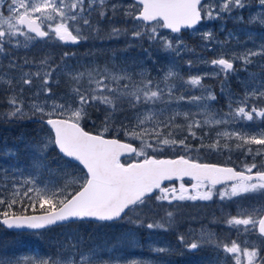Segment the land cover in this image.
<instances>
[{
  "label": "snow or ice",
  "instance_id": "6c2138e0",
  "mask_svg": "<svg viewBox=\"0 0 264 264\" xmlns=\"http://www.w3.org/2000/svg\"><path fill=\"white\" fill-rule=\"evenodd\" d=\"M6 5V6H5ZM121 7L118 3H108V0H71L65 5L63 0H43L40 5H33L28 0H0V56H4L9 61L10 67L18 66L14 57L5 52V45L9 48L13 44L19 45L17 37L25 36L28 33L35 35L31 39H47L55 37L60 42L66 44H81L91 38V34L97 31L96 22L103 21L112 24L109 38L119 37L127 34L130 41H140L141 38L148 44L163 51H180L178 45L182 43L180 36L182 29H191L202 21L232 19L241 23H252L256 16L249 14L244 16L246 9L255 8L258 13H264V0H132L125 7L135 9L134 12H124L123 15L130 17L129 20L121 23H132V28L122 29L115 26L113 17L117 14V9ZM40 13V16L35 15ZM95 14L96 21L92 17ZM58 18L55 27L51 25L42 26L36 23L41 16ZM260 21L264 22V15H260ZM79 21V23H77ZM139 22V23H134ZM264 27V24H261ZM26 29V30H25ZM159 29H167L171 33L177 34L170 37L163 34ZM223 31V26H221ZM206 41L205 47L212 50L214 41L213 33L205 31L202 33ZM228 36L234 38L229 32ZM145 56L155 64L152 54L148 48H143ZM258 54L264 55V43L259 49H246L242 57L245 65L251 63L250 57ZM74 55L70 51H65L63 57L67 59ZM203 59V58H202ZM27 63V61H25ZM213 68L212 73H202L193 76L188 84L191 86H201V77L216 75L215 69L219 68L225 74V81L221 84V91H224L228 75H236V67L233 62L223 57L214 58L208 61ZM189 67L192 66L189 61ZM98 71L99 70H95ZM36 75H39L37 71ZM51 76V70L47 73ZM79 75H84L80 72ZM161 73L157 70V76ZM171 75V72L168 73ZM106 71L103 79L90 80V84L95 87L89 89H76L75 95L70 97L73 104H79L80 108L66 115L68 111L66 100L63 104H53L47 109L44 107L32 106L31 116H36L38 123L47 128L49 140H39L42 153L40 159L36 161V167H45L50 153L44 151V147L51 146L64 160L72 161L75 167L79 168L78 186L75 181L69 180L62 183L53 191L40 192L32 183L31 179L23 180V192L20 199L8 200L0 192V205L5 209H0V216L3 217L2 224L8 229H40L51 225H64L77 222H120L126 221L134 227H144L152 231L167 230L170 223H160L157 220L145 221L140 216L133 217L132 213L137 209L146 206L149 202H157L163 205L164 202L172 204L174 201L202 200L220 201L230 200L235 196L248 192H261L264 194V162L257 163L255 159L245 164L243 171H237L232 167H221L216 164L204 163L189 158L181 154L173 158H161L154 153L163 152L165 147L169 149H181L186 152L192 149L185 143L184 139L172 138V123L161 120L158 125H154L151 130L142 128L138 122L136 128L126 129L125 135L130 139L140 140L143 147L139 150L131 143L121 142L117 138H105L100 133L91 134L81 127V119L86 115V105L92 104L93 107L107 105L116 107L117 101H121L123 93L113 87L111 82L106 83ZM120 79L130 81L131 76H121ZM166 80L167 77H164ZM25 84H31V78L23 80ZM47 84V81H42ZM120 88L128 89L127 83L120 85ZM22 91V89H21ZM51 98V88L42 89ZM174 90L167 85L161 86L156 78L147 76L143 82L142 95L136 94L131 98L123 100L132 107L136 105H155L157 102L172 99ZM175 96L180 101L188 104H198L204 100L203 95L190 94L181 96L175 92ZM111 97V98H110ZM207 99L215 101L217 97L209 93ZM7 104L10 110L7 114L0 117V122L7 125H17L26 118H30L22 107V101L18 94L12 92ZM235 104V108L233 107ZM202 106V105H201ZM106 113L110 108L105 109ZM228 114L232 121L238 123L241 128L252 126L260 121L264 124V84L256 88H249L245 85L244 95L233 99L228 98ZM228 117H222L217 123H224ZM197 126L193 121L189 128ZM178 127V125H177ZM161 128H168L169 131L161 133ZM192 138L197 137L195 132L190 133ZM155 137L152 143H147L145 136ZM224 135L236 137L248 144H255L261 147L253 150L246 148L248 155L261 156L264 158V130L256 129L255 134L245 136L239 130L228 131ZM35 143V142H34ZM26 147L29 145H25ZM200 147H205L203 142ZM210 150H217L216 144H209ZM227 148V145L223 146ZM237 147H241L237 144ZM146 149H151L152 155ZM128 154L130 158L122 162L121 157ZM15 153L5 150L4 157H12ZM143 157V159H136ZM55 163V161H54ZM6 167H0V172H7ZM65 171V177L71 176ZM187 176L195 183L186 187L183 183ZM180 181L179 185L165 184V181ZM217 185H223L217 188ZM20 184L15 187H20ZM36 192L35 198L31 195ZM15 195V193H13ZM26 198V199H24ZM20 204V214L16 215L11 211L13 207ZM47 205V207H45ZM37 212V215H24L27 212ZM14 220H9V216ZM172 216V212L167 213ZM223 225L227 228H236L238 231L244 230L257 232L264 237V209L258 213L257 208L239 209L237 215H226ZM243 226V229L240 228ZM194 229L189 227L186 234L177 236L182 249L193 251L204 246V242L199 239H192ZM132 243H135L133 241ZM80 242L76 241V251L63 254L64 245H60L61 251L55 249L45 256L40 254L29 255L26 258L6 259L0 257V264H83V261L93 256L98 264H107L108 261L115 260V264H140L137 260L122 261L114 258L110 254L98 253L95 251H82L79 247ZM170 251L163 246L156 248V251L163 253ZM222 250L233 254L235 264H242L241 254L248 257V264H264V254L260 250L248 251L241 248L235 240L223 244ZM110 253V250H105Z\"/></svg>",
  "mask_w": 264,
  "mask_h": 264
},
{
  "label": "rangeland",
  "instance_id": "374dc122",
  "mask_svg": "<svg viewBox=\"0 0 264 264\" xmlns=\"http://www.w3.org/2000/svg\"><path fill=\"white\" fill-rule=\"evenodd\" d=\"M28 2L33 5H40L43 0H28ZM63 2L65 11H67V5L71 0H63ZM131 2L132 0H108L109 4L118 3L121 5L117 9V14L113 17L116 27L129 30L132 28V23H121V21L130 19V17L123 15L124 12L135 11V9L125 7ZM212 2L215 4V0H212ZM246 10L244 16L254 15L256 20L253 22L260 25L264 24L259 19L260 15H264V13L252 12L250 9ZM252 10L256 9L252 8ZM35 15L40 16V13ZM92 19L94 22L96 21L95 14H93ZM39 20L43 21L45 26L51 25L52 27H55L59 22L54 15L52 17L41 16ZM221 26H223V31ZM95 27L97 31L91 34V38L83 42L81 49L70 51L74 55L69 56L67 59L63 57L66 49L55 37L49 38L47 41H41L31 39L33 35L28 33L27 37H17L20 40L19 45L13 44L9 48L6 44L5 52L14 57L18 66L10 67L8 59L0 56V107L3 108L1 116L3 117L10 110L7 100L12 92L17 93L18 98L22 101V107L27 116L30 117L26 118L27 121L38 123L36 116H31L30 110L33 105L47 109L53 104L60 105L67 100L68 111L66 115H69L72 111L80 108L79 104H73L70 99L75 95L74 90H91L95 87V84H90L89 81L103 79L105 71L108 77L105 82H111L114 88L123 93L121 100L129 99L136 94L142 95L144 79L151 76L156 78L162 87L167 85L173 89V98H165L151 106L138 104L135 107H126L129 108V111H125V107L121 105L117 112L103 122L101 135H125V130L136 128L138 122L142 128L151 130L161 120H167L173 125L171 131L174 139L179 140L185 137L194 139L190 133L195 132L197 137H201L198 140L200 143L203 142L206 148L209 144H216L217 152L225 150L224 145H227V149L230 148V143L235 141L232 145L238 148L237 144H240L241 147L238 149L241 154L243 153L246 157L250 156L251 159H255L253 155H248L245 149L250 147L255 150L259 145L248 144L234 136L229 138L224 133L239 130L245 136H251L255 134L256 129L264 130V124H261L260 121L250 127L241 128L238 123L232 121L228 114L229 97L233 99L242 97L246 84L249 88H256L264 84V58L257 66L252 60L254 56L250 57L251 63L246 65L242 58H234L242 57L246 49L256 50L260 48V45L264 43V27L262 29H247L238 26L236 21L229 19L204 21L198 28L178 34L182 41L178 45L180 49L178 53L172 50L163 51L153 48L143 38L140 41H130L127 34L109 38L112 28L110 23L96 22ZM159 31L170 37L177 35L168 32L166 29H159ZM205 31L213 33L214 41L211 51L205 47L206 41L202 36ZM229 32L232 33L234 38L228 36ZM143 48L149 49L153 59H155V64L145 56ZM256 56L264 57L261 54ZM219 57L229 59L237 69L234 77L231 74L228 75L224 91H221V84L225 81V74L217 68L215 69L216 75L201 77V86H195L197 92L194 94L205 97L199 105L180 101L175 96V92L187 88L188 85L191 87L187 81L193 76L212 73L213 68L208 61ZM189 61H191V67L188 66ZM94 69L99 70V72L94 71ZM49 70H51L50 77L47 75ZM157 70L160 71V76H157ZM37 71L39 75H36ZM80 72H83L84 75H79ZM169 72H171L170 76L168 75ZM121 76H131L132 80L120 79ZM164 77H167V79L165 80ZM25 78H31L32 83H23ZM206 80L212 81L213 84L203 83ZM42 81H47V84H43ZM125 83L129 85L128 89L119 87ZM44 87L51 88V98L42 91ZM209 93L215 95L217 100L207 99ZM235 106L233 104L234 108ZM222 117H228V119L224 123H217ZM87 118L88 111L85 117L81 119V125L84 124ZM193 121L196 122L197 126L189 128ZM36 127L37 141L21 153L23 161L19 164H15L16 160L12 162L9 157L3 156L4 151L11 149L10 147L0 150V167L8 169L7 172H0V192L9 201L20 199V193L23 192L22 177L31 179L41 193L53 191L69 180L75 181L78 186L81 172L77 168L65 165L56 170L49 167L50 174L48 175V173H45L44 167L35 166L36 161L40 159L42 154L39 151L41 147L39 140L50 139L47 136L48 130L46 127L41 126V124ZM167 131H169L168 128H161L162 134ZM144 139L150 144L155 137L146 135ZM125 140L131 141L130 143L138 141L140 143L138 144L139 148L143 147L140 140L130 139L126 135ZM51 149V146L44 147L45 152H49ZM11 150L15 153L12 156L15 158L18 148L15 147ZM146 151L150 153L151 149H146ZM227 153L231 155L229 151ZM136 158L141 159L143 157ZM65 171L72 175L65 177ZM17 184L21 186L15 187ZM185 186L190 185L185 184ZM31 195L35 198L37 193L34 192ZM250 207L257 208L258 213L261 209H264V194L259 191H250L225 201L218 199L213 201L185 199L184 201H174L172 204L164 202L163 205L153 201L137 209L132 215L133 217L138 215L146 222L152 220H157L162 224L168 222L170 226L167 227V230L152 231L144 227H134L126 221L115 224L78 222L44 231L43 235L38 236L43 243L40 248L36 249H31L32 247L24 248L31 245L30 242L27 244L24 242L23 236L11 248L8 242L4 243L6 234L3 233L0 240L4 243V246L3 250H0V257L23 259L37 253L45 256L46 253H51L54 249L61 251V244L64 245L63 254L66 255L76 251V241H79V247L82 251L110 254L122 261L137 260L140 264H235L233 254L222 250L223 244L232 240H235L241 248L246 247L248 251L260 250L261 254H264V239L257 232L238 231L236 228H227L223 225L226 215H237L239 209ZM18 208H20V204L15 205L11 211L14 212ZM0 209L7 210L3 205H0ZM169 211L172 212V216L167 215ZM138 212L139 214H137ZM205 220L209 222L206 223ZM190 226L195 231L194 235L189 238L204 242L203 247L193 251L182 249L180 242L177 240V236L186 234ZM213 226L218 227V230ZM240 228L243 229V226H240ZM133 241L135 243H132ZM3 243L0 244V247ZM159 246H163L170 251L166 250L159 253L156 251ZM105 250H110V253H106ZM145 253L152 254L154 257H149ZM241 262L242 264H248V257L241 254ZM83 264H98V262L93 256H89L83 261ZM107 264H115V260L108 261Z\"/></svg>",
  "mask_w": 264,
  "mask_h": 264
},
{
  "label": "trees",
  "instance_id": "16d2710c",
  "mask_svg": "<svg viewBox=\"0 0 264 264\" xmlns=\"http://www.w3.org/2000/svg\"><path fill=\"white\" fill-rule=\"evenodd\" d=\"M81 48V47H80ZM203 83H207V82H203ZM209 84V83H208ZM207 86V85H205ZM179 92V95L182 96H188L190 94H194L195 92H197V89L195 88V86H189L187 88H182L177 90ZM176 91V92H177ZM1 93V91H0ZM128 99V98H127ZM221 99V98H219ZM126 100V99H125ZM121 101H117L116 107H111V106H107V105H99L98 107H93L92 104H88L87 107V111H88V118L84 121V129L87 130L88 132L91 133H100L102 130V125L103 122L109 117L111 116L113 113L117 112L118 108L122 105L123 107H125V111H129V108L126 107H130V105L123 103ZM223 102V101H221ZM106 108H110V111H108L106 113L105 109ZM3 112V108L0 107V117L1 114ZM120 112V111H119ZM31 121H27V119H24L21 123H18L17 125L13 126V125H7V124H3L2 122H0V150H5L6 148L10 147L12 148H18L17 151V155L16 157H10L9 160L10 161H14L16 160L15 164H19L20 162L23 161V157L21 156V153H23L25 150H27L24 145L28 144L29 146L34 144V142L37 141L36 136H37V127L38 125H40V123H29ZM23 123V124H22ZM108 137H115L118 138L120 140H125V135L124 134H120V135H114V134H108ZM22 141V143H20ZM131 142V141H130ZM134 144L137 145L138 149H139V145L140 144L138 141H134L132 142ZM232 143H235V141H233ZM231 144L230 148H226L223 151H218L217 150H210L208 147H200L201 143L198 139H191L190 137H188V139L186 140V144L189 145V147H191L192 151L190 152H186L183 151L181 149H169L167 147H165V150L163 152H158V153H154V155H157L161 158H173V157H177L181 154L187 155L189 158L191 159H195L198 161H202V162H207V163H216V164H222V165H231L233 167H235L237 170H243L245 164L251 162L253 159H251L250 156L246 157L243 153L241 154V151L236 148L235 146H233ZM261 147V146H259ZM258 147V148H259ZM230 152L231 155H229ZM50 156L48 158V160L46 161V166L44 167L46 172L48 173V175L50 174V168L53 169H58L61 166H71L74 168L75 164H73L72 162L68 161V160H64L63 158L59 157V154L54 150L51 149L49 151ZM150 155H152L153 153L150 152ZM256 160V162L259 164L261 162H264V158H262L261 156H253ZM9 161V163H10ZM55 161V163H54ZM11 162V163H12ZM79 170V168H77ZM14 213L16 215L20 214V208L15 209ZM32 213H40L39 211L37 212H27L24 214H32ZM194 213V212H192ZM139 214V212L137 213ZM138 216V215H137ZM0 218H2V216H0ZM151 220V219H148ZM206 222L208 223L209 221L206 220ZM211 223V222H210ZM6 234V236H4L6 238L5 242H8V244H10V247L13 248L16 245L17 240L23 236V240L24 242L27 244L30 242V247L25 246L24 248H31V249H36V248H40L42 245V241L38 238L39 235H43V232H39V233H17V232H11V231H7L5 230L1 225H0V238L2 237V235ZM3 243L0 240V244ZM4 243L2 244V246L0 247V250H3V246ZM37 245V246H36ZM145 255L149 256V257H154V255L152 254H146ZM165 256H167L165 254Z\"/></svg>",
  "mask_w": 264,
  "mask_h": 264
},
{
  "label": "water",
  "instance_id": "95a60500",
  "mask_svg": "<svg viewBox=\"0 0 264 264\" xmlns=\"http://www.w3.org/2000/svg\"><path fill=\"white\" fill-rule=\"evenodd\" d=\"M36 23L37 24H39V22L38 21H36ZM199 24H197L195 27H197ZM191 29H193V28H191ZM182 30H186V29H182ZM65 45H71V46H77V45H79V44H66V43H64ZM121 142H124V141H121ZM133 147H136L135 145H133ZM128 157H130L128 154H125V155H123L122 157H121V160H123L124 158H128ZM74 163V162H73ZM216 165H218V164H216ZM218 166H221V167H232V166H223V165H218ZM232 168H234V167H232ZM235 169V168H234ZM236 170V169H235ZM238 171V170H237ZM183 180H190L187 176H185L184 177V179ZM176 180H174V181H165L164 183L165 184H168V183H170V182H175ZM190 181H192V180H190ZM193 182H195V181H193ZM221 186H223V185H217L216 187H221ZM41 213H39V214H32V215H37V216H39ZM8 219L9 220H14V217L13 216H9L8 217ZM2 220H3V218H1L0 219V224L5 228V229H7V230H9V231H41V230H44V229H48V228H51V227H54V226H58L59 224H57V225H51V226H45V227H43V228H40V229H8L7 228V226L6 225H3L2 224ZM93 222H95V221H93ZM108 223H113V222H108Z\"/></svg>",
  "mask_w": 264,
  "mask_h": 264
},
{
  "label": "flooded vegetation",
  "instance_id": "af4514ba",
  "mask_svg": "<svg viewBox=\"0 0 264 264\" xmlns=\"http://www.w3.org/2000/svg\"><path fill=\"white\" fill-rule=\"evenodd\" d=\"M178 183H180V182H176L175 185H177ZM186 184H190V183H186ZM213 227H214V226H213ZM217 228H218V227H217ZM217 230H218V229H217Z\"/></svg>",
  "mask_w": 264,
  "mask_h": 264
},
{
  "label": "bare ground",
  "instance_id": "6f19581e",
  "mask_svg": "<svg viewBox=\"0 0 264 264\" xmlns=\"http://www.w3.org/2000/svg\"><path fill=\"white\" fill-rule=\"evenodd\" d=\"M240 26L246 28V27H245L244 25H242V24H240Z\"/></svg>",
  "mask_w": 264,
  "mask_h": 264
}]
</instances>
